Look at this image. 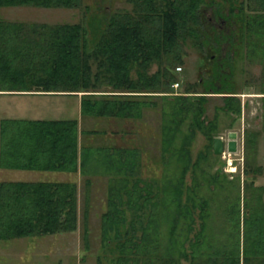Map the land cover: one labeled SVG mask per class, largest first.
Returning a JSON list of instances; mask_svg holds the SVG:
<instances>
[{
	"label": "trees",
	"instance_id": "trees-1",
	"mask_svg": "<svg viewBox=\"0 0 264 264\" xmlns=\"http://www.w3.org/2000/svg\"><path fill=\"white\" fill-rule=\"evenodd\" d=\"M126 1L73 21L0 14V93L79 97L76 116L0 115V168L79 170L86 184L88 175L105 174L106 262L97 264H264V183L256 181L263 165L246 159L242 186L240 174L213 169L220 155L211 148L219 111L231 116V126L241 117L238 63L256 54L264 64V0ZM82 4L0 0V7ZM191 45L204 55L207 72L176 90V66ZM213 94L224 102L208 117ZM149 111L158 118L146 139L161 156L158 176L141 173L144 143L133 142ZM196 132L207 142L193 157ZM246 134L249 148L256 132ZM77 188L75 179H0V239L76 229ZM84 213L86 224L87 202Z\"/></svg>",
	"mask_w": 264,
	"mask_h": 264
},
{
	"label": "rangeland",
	"instance_id": "rangeland-1",
	"mask_svg": "<svg viewBox=\"0 0 264 264\" xmlns=\"http://www.w3.org/2000/svg\"><path fill=\"white\" fill-rule=\"evenodd\" d=\"M87 6V8H84ZM121 6H128L126 0H83L81 7H45L34 5H9L0 7V14L5 18L21 20H41L47 22L73 21L80 20L91 13L104 10L107 14ZM206 14H211V8H204ZM219 28H222L217 23ZM218 54L217 51H213ZM188 55L178 69L181 74V81L176 86V90L182 88L185 80L195 81L200 76H205L207 72L204 61L200 62L199 57L202 53L194 48L188 47ZM204 56V55H202ZM201 58V57H200ZM239 67L243 70L237 71L238 90L241 91L242 113L240 120L236 121L234 126L229 125L231 116H226L223 111H219V135L226 140L229 138L230 130L238 132V148L232 153L219 154L220 161L213 169L222 166L230 177L240 174L242 186L246 177L244 174V163L246 159L250 160L253 166L263 165V172L260 173L256 181L264 183V115L262 105V95L259 92L264 88L263 68L264 64L260 57L255 55L247 56L240 60ZM238 67V69H239ZM155 64L150 69L153 70ZM236 67V70H238ZM200 89V86H196ZM66 97V99H65ZM224 102L221 94L209 95L206 103V115L213 117L215 114V105ZM79 113V97L76 95H42L40 91L34 94L2 92L0 93V115L9 116H27V117H45V116H76ZM234 115V114H233ZM141 126L139 137L133 139L134 143H144L142 153L143 166L141 173L143 175L158 176L161 173V156L158 155L157 146H153L152 139L147 134L149 128L157 131V114L149 111L146 114L145 121ZM129 123L126 124L128 126ZM111 128H116L113 124ZM255 131L257 143L248 148L245 142L247 132ZM140 132V131H139ZM147 137V138H145ZM155 137V136H154ZM157 138V137H156ZM127 141V140H126ZM125 140L123 142H126ZM207 140L200 133L196 132L192 139L190 150L194 157L201 150L205 149ZM247 147V150H246ZM246 156V157H245ZM232 160V163H230ZM89 184L85 183L87 175L79 172H63L56 170H31V169H7L0 168V179L21 178V179H75L78 186V225L72 231H64L48 234H34L32 236H19L10 239H0V264H97L98 261L105 263L106 258L103 255L100 239V214L106 208L107 196V176L97 173L88 175ZM189 179V176H187ZM245 179V180H244ZM250 179V177H249ZM264 190V189H263ZM87 202L86 224L84 222V209ZM222 217L217 216L220 222ZM182 264L185 261L182 260Z\"/></svg>",
	"mask_w": 264,
	"mask_h": 264
},
{
	"label": "water",
	"instance_id": "water-1",
	"mask_svg": "<svg viewBox=\"0 0 264 264\" xmlns=\"http://www.w3.org/2000/svg\"><path fill=\"white\" fill-rule=\"evenodd\" d=\"M228 136V141H226L222 135L217 134L213 136V141H211V148H213L214 153L222 154L226 145L232 151H235L237 149L238 132L236 130H230Z\"/></svg>",
	"mask_w": 264,
	"mask_h": 264
},
{
	"label": "built area",
	"instance_id": "built-area-1",
	"mask_svg": "<svg viewBox=\"0 0 264 264\" xmlns=\"http://www.w3.org/2000/svg\"><path fill=\"white\" fill-rule=\"evenodd\" d=\"M176 68H180L179 66H177ZM173 86H177L178 85V82L177 81H175L173 84H172ZM226 152V151H225ZM228 153L230 154V153H232V151H229L228 150ZM230 163H232V160H230Z\"/></svg>",
	"mask_w": 264,
	"mask_h": 264
}]
</instances>
